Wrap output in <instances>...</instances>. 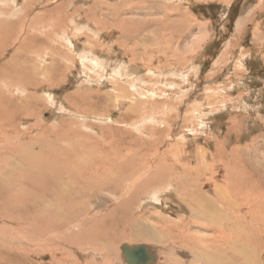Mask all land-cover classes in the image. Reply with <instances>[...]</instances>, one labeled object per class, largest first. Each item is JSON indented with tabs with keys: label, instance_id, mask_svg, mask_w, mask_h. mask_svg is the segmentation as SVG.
Instances as JSON below:
<instances>
[{
	"label": "rangeland",
	"instance_id": "rangeland-1",
	"mask_svg": "<svg viewBox=\"0 0 264 264\" xmlns=\"http://www.w3.org/2000/svg\"><path fill=\"white\" fill-rule=\"evenodd\" d=\"M33 65L53 75L31 71ZM24 94L40 97L47 135L74 131L64 154L45 149L55 171L71 175L62 181L69 189L61 209L74 224L52 223L57 194L37 208L31 200L39 190L27 198L15 187L17 203L30 206L0 209V264H131L134 251L142 253L132 264H179L186 252L164 229L181 231L192 220L175 202L187 194L181 177L191 185L187 201L207 196L221 222L212 232L204 222L187 226L185 236L202 248L219 238L224 264H244V246L248 264H264V0H0V98ZM10 110L1 100L0 117ZM12 115L17 146L24 140L14 134ZM31 120L23 119L22 130ZM86 142L96 161L91 169L81 150ZM65 158L74 164L62 167ZM112 161L127 171L128 187L94 176L98 168L116 174ZM13 171L30 172L24 164ZM0 179L14 181L2 173ZM86 215L95 219L84 221ZM74 226L83 234L69 235ZM155 229L163 240L157 246Z\"/></svg>",
	"mask_w": 264,
	"mask_h": 264
},
{
	"label": "bare ground",
	"instance_id": "bare-ground-1",
	"mask_svg": "<svg viewBox=\"0 0 264 264\" xmlns=\"http://www.w3.org/2000/svg\"><path fill=\"white\" fill-rule=\"evenodd\" d=\"M47 15H50V14H47ZM124 21H126L125 18H124ZM41 22H42V20H41ZM126 22L128 23V21H126ZM43 25H45L44 22H43ZM32 30H33V27H30V25H28L27 32L28 31L32 32ZM50 40H53V39H50ZM30 69H31V71H34V72H37V73L40 72V70L35 65H33ZM65 71H66V69H65ZM40 73L41 74H45V75H53V74L49 73L48 70L45 71L44 69H42ZM34 75L37 76L38 74L34 73ZM37 78H39V77H34L32 79L37 81ZM29 87H32L34 90H36V88L34 86H32L31 84L30 85L27 84L26 85V89H29ZM49 87H53V86L49 85ZM21 98H23V99H21ZM1 100H3L5 102V104L9 108H11L12 111H14V113H11V110H10L9 116L0 117V120H2V122L0 124L3 125V126H7L9 129H11L10 130L11 133H10L9 131L5 130V128H0V154H8L7 160H6L5 157L2 160H0V173L9 176V180H14V181L9 182L6 185V183L0 179V209H2V212L4 213V211L7 208H9L10 211H11L12 210L10 208L11 206L12 207H16L17 205H20V204L17 203L16 199L20 200L22 197L20 195H18V193H17L18 189L15 188V187L23 188V191H24L23 193L25 194L26 197L28 195H30V194H33L36 190H39L40 191V195L37 196L36 198H33L32 199L33 201L31 200L32 203L37 205V208L40 207V202H43V201L45 202L46 199H44V198H47L46 195H52L51 198H54L55 200L58 197V201H56V204H57V206L59 205L60 208L58 207V208L53 209L51 211V214H50V215L54 216L52 218V220H51L52 223H54V225L60 226L59 224H61L64 227V226L69 225V224H74V220L70 216L67 215L68 218L63 217V214H65V213L61 209V200L64 199V197L67 194L66 190L69 189V188L62 187V181L64 179L70 177L71 175L67 174V173H64V172L55 171L56 166L50 163V159L48 157L49 154L47 153L48 154L47 156L45 154V149H48L50 151V153L52 151V152H57L58 154H64L66 149L68 147H70V146L67 147L65 145V142H64L65 137L68 136V138H71L74 135V131L73 130H69V127H68L67 130H64V133L61 135V137H60V135H58L53 130L50 133H48L49 135H47L41 129V122L42 121L40 120L39 114H40V110L43 107V104L40 102V97H38V96H36V98H35L32 95L28 96L27 94H24L23 97H16V98H4V97H1L0 101ZM85 100H87V99H85ZM10 115H12V119L14 120V124L17 127L15 129L14 134L15 135L18 134L17 136H20L25 141V142L23 141L21 143L16 141L17 142V146L14 145V141H13V139H15V138H13V135H12V131H13L12 125L8 124V121L11 120ZM29 118H33V120H31V121H35V122H32L28 126L26 131H24L21 128V126L23 124V119H29ZM67 120H68V118H67ZM1 125H0V127H3ZM70 125H72V124H69V126ZM60 128H58V129H60ZM48 129H50V128H48ZM52 136H54V137H52ZM25 137H27L28 139H25ZM17 139H19V138L17 137ZM84 140L86 141V139H84ZM84 140H82V141H84ZM87 141H88V139H87ZM30 145H32V148L30 147ZM84 147H86V148L88 147L87 142H86V146L84 145V146L81 147V150L85 153V154H82V155H84V157L87 156V158L88 157L90 158V161L89 162L87 161V162L89 164L91 162L90 167L88 168V169H91V168H93L96 165V161H95V159L92 157V155L90 153V150L92 149V147H88L87 150H85V149L83 150ZM30 148H31V150H30ZM70 152L74 156H77L76 154H78V152H76L75 148H71ZM103 155L105 156V154H103ZM167 155H168V153H167ZM99 158H100V156H99ZM60 162L63 164L62 167H64L65 164L67 166H70L73 163V161H71L70 159H66V158L61 160ZM117 162L115 163V162L112 161V165H110V167H109V169L111 170V168L114 165H118L119 169H118V172L116 174H112L110 176L108 174V170L107 169H104L103 172H102L101 168H98V172L99 171L100 172H99V174L96 172L94 174V176H99V177L100 176H102V177L106 176L108 182H109V180L111 178H113L112 182H115L117 184L119 183L120 185H122L121 187L118 185V188L121 190L124 187H128V186H126L127 183H128L126 181L127 177H125V174H126L127 171H125V169L122 170L120 164L117 163ZM21 164H24L25 171L26 170H30V172L29 173L25 172V173H20V174L18 173L15 176L13 169H20V165ZM130 166H131L130 163H128L126 167H130ZM88 169H87V171H88ZM155 169H157V168H155ZM158 170H159V167H158ZM74 173L77 176H79V177L83 176L82 175L83 171H81V170L75 171ZM172 174H173V171H172ZM52 177L57 178V182L56 183L47 182V179H50ZM181 180H182L181 181L182 187L186 188L187 191H190V187H191L190 182L186 183L185 179H183L182 177H181ZM42 183H43V186L40 187V185ZM142 185H143L142 181L137 184V186H142ZM161 185H163V184L162 183H157L156 187L159 190H162V188H164V187H162ZM194 185L195 184H193V186ZM96 186H98V184ZM129 186H131V185H129ZM7 187H9V188H7ZM91 189L92 188H88V190H91ZM133 189H136V187L133 188ZM139 190L140 189L138 188V191ZM187 191H186V193H187L186 195H185V193H181L182 198L175 197L176 198L175 202H177L178 205L180 207H182V210L184 208L186 209V213H188L187 215H190L192 220H190L188 223L186 222L185 226L183 225L181 231H173L172 229H169V227H166L164 229L166 233H167V231L172 233V235H173L172 239L176 240V242L174 244H180L179 248L181 250H183V252L187 253V254L184 253L185 254V255L183 254L184 257L182 258V256H181L180 258H178L177 261L179 262V264H224L226 262L228 263V257L222 251V248H221L220 243H219V238L215 237L217 240L211 241L212 242L211 246L209 245L210 242L207 241L208 239H206V241L208 243H206V241H205L204 246L202 248L201 246H199L200 243L197 242V240L195 241V238H190L188 236H185V233H190V229H188L187 226L188 227L195 226V228H203V227H200V226H196V223L202 224V222H204V223H206V225H208V227H207L208 231L212 232L214 230V227H216L215 225H219L218 227H220V223H221L218 219H216L213 216L214 213L209 208L206 207L207 196L201 194L200 196H198V201H197V197H196L194 202L192 201L193 199H191L190 202H188L187 198H188V194H190V192H187ZM3 192L5 193V195L3 194ZM78 193H80V192H78ZM7 194H9V195H7ZM13 194H16V199H14L15 195H13ZM55 194H57V197H56ZM22 196L24 197V195H22ZM127 196L129 197V192L126 191V194L123 196V199H126ZM75 197L76 196L74 195L73 199ZM223 199H225L227 201H230L226 197H223ZM53 202L54 201H52L49 204V206H52ZM24 203L21 204L20 206L25 211L26 208H28L30 206V203H29V201L28 202H24ZM9 204H10V207H7V205H9ZM47 209L49 210V208H47ZM72 209L76 210L77 208L73 207ZM113 209L115 210L116 208H113ZM183 211H185V210H183ZM45 212H46L45 209L42 208V209H39V213L38 214L43 216V215L46 214ZM54 212H55V214H54ZM0 216H2L1 213H0ZM89 218H91L92 220L95 219L94 216L86 215V216H84L83 220L85 221L86 219H89ZM97 218H100V217H97ZM180 218H182V217H180ZM46 219H47V217H43L42 220H46ZM99 220H98V223L100 222ZM146 223L147 222H144V225H146ZM160 223H162V221ZM184 227H186V228H184ZM76 228H78V227H75V226L73 228L72 227H68V229H72L70 231L69 235L73 236V235L78 234V233L79 234H83L81 229H80L81 227H79L78 231H77ZM147 228H150V227H147ZM86 230H89V229H85V227H84L83 232L86 231ZM84 233H86V232H84ZM158 233H160V231L158 229H155V231L152 233V244L156 245V244H160L161 242H163V240L158 239ZM213 236H214V234H213ZM52 240H53V242L60 241L56 237L54 239H52ZM140 240H142V232L140 234L139 233L137 234V239L134 242H140ZM199 240H200V238H199ZM67 242H69L71 244V240L70 239H65V243H67ZM195 242H197V244H198L197 246H198L199 249L194 247ZM92 244L93 243L90 244L89 242L88 243L80 242V244L78 246L79 247H84V246H87V245L88 246H93ZM200 245H202V244H200ZM246 245L248 246L249 244H246ZM87 248H89V247H87ZM135 248H137V247L133 246L132 248H130V250H132V249L135 250ZM247 248H245V246H244V252L242 253L244 255L245 259H246L244 264H248V262L250 260V256H251L250 255L251 252L249 251V249L247 250ZM104 249H105L104 251L107 252V253H109V251L111 250V248L108 247V246H104ZM170 251L171 252H175L173 250H170ZM134 252H130L129 253V256H130L129 257V262L131 264L135 260V257H134L133 260H131L132 255L134 254ZM141 253L142 252H139V253L136 252L135 253L136 257L138 258L137 261H139L141 259V257H140ZM135 254H134V256H135ZM147 254L149 255V252ZM186 258H187V261L185 260Z\"/></svg>",
	"mask_w": 264,
	"mask_h": 264
}]
</instances>
